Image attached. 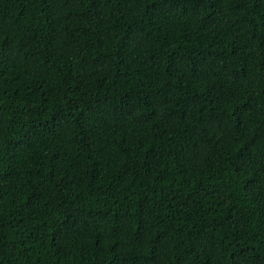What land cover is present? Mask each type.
Segmentation results:
<instances>
[{"label":"trees","instance_id":"16d2710c","mask_svg":"<svg viewBox=\"0 0 264 264\" xmlns=\"http://www.w3.org/2000/svg\"><path fill=\"white\" fill-rule=\"evenodd\" d=\"M0 264H264V0H0Z\"/></svg>","mask_w":264,"mask_h":264}]
</instances>
